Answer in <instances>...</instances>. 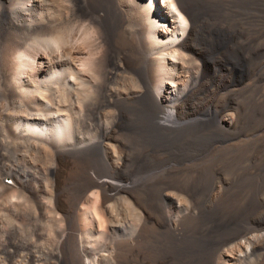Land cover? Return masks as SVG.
I'll return each instance as SVG.
<instances>
[{
	"label": "bare ground",
	"instance_id": "1",
	"mask_svg": "<svg viewBox=\"0 0 264 264\" xmlns=\"http://www.w3.org/2000/svg\"><path fill=\"white\" fill-rule=\"evenodd\" d=\"M240 3L0 0V184L20 171L24 188L37 178L28 154L35 169L52 158L51 198L26 194L66 222L60 250L47 251L57 264H264V163L253 152L242 164L168 162L130 133L134 118L163 139L205 127L212 153L249 143L258 155L264 113L246 122L244 97L263 86L264 99V39L245 37ZM75 175L79 202L124 195L139 216L107 253L79 239Z\"/></svg>",
	"mask_w": 264,
	"mask_h": 264
},
{
	"label": "rangeland",
	"instance_id": "2",
	"mask_svg": "<svg viewBox=\"0 0 264 264\" xmlns=\"http://www.w3.org/2000/svg\"><path fill=\"white\" fill-rule=\"evenodd\" d=\"M238 15L240 22L244 25L245 37L250 41L255 40V44L252 43L253 45H256V43L264 39V0H241ZM248 69L249 64L247 61L245 71L248 72ZM262 91L263 86H260L256 90L249 91L244 97V105L247 109V114L244 119L252 125L259 122L264 113V99L260 100L263 94ZM212 131V129L198 127L184 134L171 137V139L168 136H165V139H163L164 135H160L157 128L153 126V123L149 119L134 118L131 121L130 133L131 139L137 149L149 151L153 154L162 153L166 155L168 162H184L189 164H242L252 161L253 159L251 157L255 154L256 163H264V136L258 137L261 149L258 155L255 153L254 146L249 145V143H243L238 147L237 152L233 150L224 155L223 153H212L210 150ZM28 155L31 158L29 159L27 167L29 169L31 168L32 170H30L32 172L34 170L37 172V178H28L23 188L22 173L19 171L17 175L5 177L3 180L4 183L2 185L0 184V264H57V257L55 258L50 255L49 252L51 250H55V252L60 250L58 244L66 228V222L52 207H46L44 210L37 212L33 202L27 198V194L32 193L34 195L36 193L47 202L49 200L48 198H51L52 186L57 184L59 177L52 172H47L48 168L53 165V160L50 156L38 164L40 168L37 167L35 169L30 161L36 160L30 154ZM1 156L0 153V158ZM5 164L8 169H15L12 162L6 161ZM3 166L0 163V170ZM76 179L80 180V176L75 175L71 178V182H74L71 192L72 204L77 213L75 223L82 229L79 239L83 243L93 246V248L95 247L102 251L106 249L107 253L111 250V242L113 239L126 240L129 237L139 222V216L130 200L124 195H117L113 200L108 199L109 201L106 200L103 205L100 193H90L88 202H79L80 185L78 183L75 184ZM74 186L75 188H73ZM84 212H89L91 216L93 213L95 214V224H87L84 221ZM111 227L113 228L110 231ZM99 228L101 231H108V235L102 237V235L98 234L97 230ZM43 250L44 253H42ZM47 251L49 252L47 253Z\"/></svg>",
	"mask_w": 264,
	"mask_h": 264
}]
</instances>
